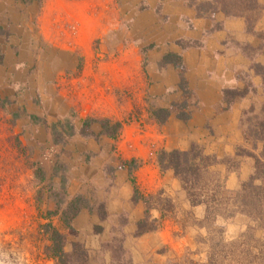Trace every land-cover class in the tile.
Masks as SVG:
<instances>
[{
	"label": "rangeland",
	"instance_id": "rangeland-1",
	"mask_svg": "<svg viewBox=\"0 0 264 264\" xmlns=\"http://www.w3.org/2000/svg\"><path fill=\"white\" fill-rule=\"evenodd\" d=\"M33 1L26 8L0 0V264H264V0H170L209 21L210 38L223 32L225 19L241 24L217 54L210 49L232 57L213 114L231 112L197 136L187 123L199 100L169 48L200 42L165 41L161 15L155 25L138 23L147 0ZM151 49L165 51L156 74L166 64L180 71L179 88L161 100L150 95ZM167 54L178 58L163 63ZM156 108L171 113V130L182 124L174 133L181 138L159 135ZM18 109L48 123L73 116L77 131L89 119L90 135L53 145L44 126L12 120ZM104 119L122 123L119 137H98ZM126 137L141 141V158L123 145ZM162 149L197 157V176L161 171ZM143 164L154 172H139ZM53 166L64 173L66 195L58 177L49 180ZM77 196L80 212L69 228L61 210L48 216L58 200L64 208ZM49 222L63 236L60 263L46 254Z\"/></svg>",
	"mask_w": 264,
	"mask_h": 264
},
{
	"label": "crops",
	"instance_id": "crops-1",
	"mask_svg": "<svg viewBox=\"0 0 264 264\" xmlns=\"http://www.w3.org/2000/svg\"><path fill=\"white\" fill-rule=\"evenodd\" d=\"M19 1L20 5L25 6L26 8L31 7L32 4H35V1H29V2H21ZM158 0H147V9L139 15V18L137 19L138 23H142L141 25L146 22V26H148L149 23L155 25L156 20L154 19L155 16H160L164 19V23H162V26L167 29V36L165 41H186L193 40L194 42H200L196 43L193 47L187 48V50L182 51L177 46H171L169 48L170 52L179 54L181 56V64L182 66H185L186 72H185V79L187 80V83L189 85V89H194L193 91L196 93L195 96L199 100V109L196 111V113L193 114V116L190 118L189 123H187L188 127L193 128V125L196 126V128L193 130L195 132V136L198 135L199 132L202 131L201 127L205 126L207 124L210 129H214V125L216 123L222 122L223 124L227 120V114L231 112V109L221 115H214L213 114V107L214 105L220 106V99L219 95L221 94V89L223 88L224 84L227 82L226 76L229 72V65H232V57L227 56H218L216 55L217 52H219V49L223 46V40L224 37L228 38V30L232 27H240L241 24L237 20H229L225 19V25H223L224 30L223 32H215L212 34V38L207 36V29H210L209 27V21L203 18L196 17V11L193 8L187 7L185 4L181 2H175L166 0L163 1L164 3L161 5V9L159 14L157 15L155 13V9L157 6ZM44 5V2H43ZM42 8V7H41ZM42 13L44 9H41ZM45 16V13L42 14ZM166 31V30H165ZM232 31V29H231ZM205 35V36H204ZM230 35V34H229ZM42 38H44V35H40ZM212 39L211 40H209ZM200 40V41H199ZM227 40V39H226ZM208 41V42H207ZM209 41L212 43V45L209 44ZM210 47H209V46ZM210 49L213 52H210ZM165 51L160 52L151 49L148 51L147 56L149 58H152L153 61L156 62L155 68L151 64L152 69V80L155 79V84L150 89V95L152 97H156L157 99L162 97L168 98L169 94L168 91H172L174 89L179 88L177 86L179 82V76L178 74L180 71H176L173 66L170 65H163L161 67V72L156 74L154 72V69H157V62L160 60L161 56L164 54ZM209 52V55L207 54ZM170 64V63H168ZM184 68V67H183ZM216 81V83H215ZM164 94L165 96H163ZM161 95V96H160ZM173 95V93H172ZM170 97V96H169ZM159 102L161 103V101ZM164 104V103H162ZM160 109V108H156ZM106 115V112L104 113ZM215 117V118H213ZM174 120L171 113L169 114L168 118L163 123H157L156 121L153 123V126H159L160 125V131L163 137H167L168 135H174V133L178 132V129H182V124H179V128L176 130H171V128L177 123ZM229 123V122H227ZM231 125V124H230ZM165 128V131L163 129ZM130 131V130H129ZM128 132V131H127ZM180 133H183L180 131ZM179 133V134H180ZM176 136V135H174ZM177 140L181 138L182 136H176ZM131 141L126 137V139L123 142V145H126L127 148L131 149L130 151L133 152L132 156L135 158H141L142 154L138 153L136 151V147L141 149L143 147L141 141L135 140ZM176 140V141H177ZM132 144H134L135 147H132ZM216 144V143H213ZM168 144H166L167 146ZM173 148L174 145H169V148ZM214 152V151H213ZM95 153V151L93 152ZM139 168V169H138ZM137 169L139 172H145V171H151L154 172V167L146 166L143 164L142 167H138ZM123 178V177H122ZM118 179V178H117ZM122 192V191H121Z\"/></svg>",
	"mask_w": 264,
	"mask_h": 264
},
{
	"label": "trees",
	"instance_id": "trees-1",
	"mask_svg": "<svg viewBox=\"0 0 264 264\" xmlns=\"http://www.w3.org/2000/svg\"><path fill=\"white\" fill-rule=\"evenodd\" d=\"M29 2L33 0H21V2ZM1 30V29H0ZM2 54H0V63L2 60ZM167 57L172 58H178V56L167 54L163 57V63H170L172 60H166ZM179 63L177 64V66ZM6 101L5 99L2 101ZM152 116L154 120L157 123H163L166 121V119L169 116V111L164 108L155 109L153 110ZM12 120H18L22 118H26L29 120V123L32 125H42L44 128L48 131L51 141L53 145L58 144H65L69 139L74 137L77 133L82 134L84 137L90 135L87 134L85 131L86 128L89 127L91 124V120L89 119H82V127L77 131L76 126L73 123V116L66 117L63 120H58L53 123H48L45 119L40 118L36 115L29 114L26 110L18 109L17 111L13 112ZM189 117L182 118V120H186ZM122 128V123L120 122H114L112 123L108 119H104L101 130L97 134L99 136H106L109 139H116L120 135V131ZM197 159V157H192L190 152H180V151H165V150H159L156 154V162L157 166L161 171L165 170H171L175 175H177L179 178H183V176H189L190 178L196 177L197 173L199 172L201 165L200 161ZM135 160H131L128 163L134 164ZM138 165H134V168H137ZM132 167L131 170L134 169ZM130 170V168H129ZM40 177L41 173H39ZM59 178L60 179V189L61 193L63 195H66V186H65V177L64 173L60 172L58 167L53 166L51 169V174L49 177V180L51 181L53 178ZM184 180V179H183ZM133 182V180H131ZM138 193L137 189L134 188V200H137L136 194ZM81 197H75L73 198L69 203H66L65 207H61V204L64 202L62 200H58L56 202V210L52 212H48V216L52 217L57 215L58 211L61 210V216H60V223H62L64 228H69L70 221L73 220V218L80 212V202ZM89 210L92 209V206L88 208ZM102 205L97 208V211L101 212ZM144 221L139 222L137 226L141 229L142 226H144ZM44 231L49 236L50 244L46 247V254L49 258L56 260L57 262H63L64 251H63V236L59 232V230L55 227H52L51 223L43 225ZM59 262V263H60Z\"/></svg>",
	"mask_w": 264,
	"mask_h": 264
}]
</instances>
